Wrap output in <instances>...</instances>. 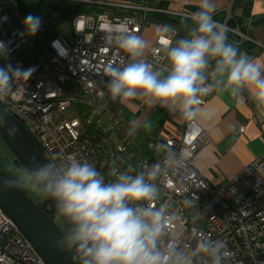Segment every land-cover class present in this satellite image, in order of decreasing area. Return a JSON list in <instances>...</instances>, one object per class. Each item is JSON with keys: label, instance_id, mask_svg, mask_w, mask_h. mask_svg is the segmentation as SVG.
<instances>
[{"label": "built area", "instance_id": "obj_1", "mask_svg": "<svg viewBox=\"0 0 264 264\" xmlns=\"http://www.w3.org/2000/svg\"><path fill=\"white\" fill-rule=\"evenodd\" d=\"M70 1L71 9L90 10L72 18L71 43L61 36L48 37L42 49H36L33 41L39 31L48 29L50 33L52 28L48 12L43 8L39 30L28 36L23 34V18L19 21L22 25L13 23L17 0H0V41L10 49L8 57L0 59V66L10 63L22 71L32 69L28 78L19 79L16 94L0 100V104L29 129L52 162L71 158L88 161L106 180L111 179L107 174L113 161L119 170L129 165L139 170L144 163H156L159 156L151 145L171 143L177 152L186 147L188 123L184 121L178 137H151L148 151L138 154L126 140L132 127L116 140L114 131L123 124L124 117L111 114L108 108L109 102L116 101L107 96L104 68L109 63L117 64L122 57L126 59L113 42L115 29L124 25L141 36V30L150 22L148 13L158 8L152 7L149 0ZM53 15L60 17L61 11L54 10ZM219 24L239 37L244 35L227 27L226 20ZM164 39L171 40L159 35L155 41H147L148 62L161 63L159 50ZM104 114L109 115L107 121ZM199 129V135L191 138V156L158 179L156 206L167 204L173 216L163 243L187 249L206 236L225 243L230 253L226 264H264V157L253 159L227 182L211 185L192 164L197 150L207 143ZM243 129L241 126L238 131ZM0 264H44L1 210Z\"/></svg>", "mask_w": 264, "mask_h": 264}, {"label": "clouds", "instance_id": "obj_2", "mask_svg": "<svg viewBox=\"0 0 264 264\" xmlns=\"http://www.w3.org/2000/svg\"><path fill=\"white\" fill-rule=\"evenodd\" d=\"M214 13L212 0H200L198 10L184 17L187 35L161 41L159 65L145 59L149 45L141 36L117 26L113 42L126 59L107 64L103 71L110 100L125 107L141 100L186 121V147L177 152L171 143L151 145L159 156L156 163L119 170L113 161L107 180L92 163L74 158L35 163L22 177L0 178L2 184L21 183L55 202L57 220L68 226L55 245L72 253L75 264H226L230 253L223 241L204 236L187 249L176 243L164 245L173 216L167 204L156 206L159 177L191 156V138L199 135L198 121L207 115L203 97L214 90L232 97L247 92L256 107L264 109V64L229 41ZM40 26L41 18L29 14L23 34L33 36ZM9 51L0 41V59ZM31 72L10 63L0 66V100L15 95L19 79Z\"/></svg>", "mask_w": 264, "mask_h": 264}, {"label": "crops", "instance_id": "obj_3", "mask_svg": "<svg viewBox=\"0 0 264 264\" xmlns=\"http://www.w3.org/2000/svg\"><path fill=\"white\" fill-rule=\"evenodd\" d=\"M199 3L200 0H149V4L158 10L148 15L152 16V12H166L185 17L189 15L185 12H190L188 10L191 8L197 11ZM212 3L215 7V21L218 18L217 12L226 11L227 17L231 9L236 15H240L242 10L246 11L245 30L241 32L244 35L240 36L236 45L241 44L242 52L264 64V0H212ZM15 10L18 13V8ZM149 20L140 33L146 42L155 41L159 35L168 36L173 41L187 35V26L176 27L174 33L170 27L171 31L165 32L163 29L166 25L154 18ZM113 105H117L118 110L115 112L109 108L111 114L124 117L123 124L114 131L116 140H121L122 135L132 127L126 140L138 154L148 151L147 143L151 137L180 135L184 120L166 108L149 107L141 100H133L126 107L118 101L113 102ZM202 108L207 115L198 121V125L207 143L197 150L192 164L211 185H220L232 179L253 159L264 157V109L257 108L247 92L240 97H232L226 92L215 90L207 95ZM107 117L108 114L103 115L106 121ZM241 126L244 129L239 132Z\"/></svg>", "mask_w": 264, "mask_h": 264}, {"label": "water", "instance_id": "obj_4", "mask_svg": "<svg viewBox=\"0 0 264 264\" xmlns=\"http://www.w3.org/2000/svg\"><path fill=\"white\" fill-rule=\"evenodd\" d=\"M0 138L26 171L35 163L51 161L29 129L1 104ZM4 177L13 179L0 166V178ZM48 199L55 208L53 218L40 208L19 183L14 187L0 183V210L12 221L43 263L75 264L72 253L62 251L55 245L68 226L63 220H57L55 202Z\"/></svg>", "mask_w": 264, "mask_h": 264}, {"label": "rangeland", "instance_id": "obj_5", "mask_svg": "<svg viewBox=\"0 0 264 264\" xmlns=\"http://www.w3.org/2000/svg\"><path fill=\"white\" fill-rule=\"evenodd\" d=\"M19 2L21 3V6H19ZM17 3H18V5H16L14 7V11L12 14L13 15L12 16L13 17V23L15 25L19 24L20 16H21V18L25 19L26 16H28L29 14H32L34 16H38L41 18V13L43 12V8L46 10V12H48L49 18H51L50 23L52 24V28L50 30V33H49L48 29H45L43 31L40 30L38 35L35 37V39L33 41V47L36 49H42L43 44L46 42L48 37L52 38L55 36H61V38L64 41H66L68 44H70L71 40H72V36H73L72 17L75 16L78 12H83V13L90 12L89 9H85V8H78V9L77 8L76 9L70 8L69 10H67L66 14L56 18L53 15L55 9H52L50 5H52V6L60 5L61 7L64 6L65 8H69L70 6L73 5V2L70 0H42V2H40L39 0H23V2H22V0H17ZM22 4H25V6L22 7ZM17 8H18V13H17V10H15ZM19 25H22V23H20ZM31 51H33V50H31ZM108 108L112 109L115 112L118 110L117 105H113V102L108 103ZM0 147H3L4 151L7 152L6 144L1 138H0ZM11 154L12 153H10V154L7 153V156H9L8 157L9 159H10ZM1 158H2V160H4L5 155H3L0 152V159ZM7 165L10 166L11 163L9 162ZM26 173L21 172L19 174V176L22 177ZM25 190L32 198H34L38 201H40L41 199H44V197H42L41 195H38L37 193L31 191L27 187H25ZM169 205L171 207L175 206V204H173V203H170Z\"/></svg>", "mask_w": 264, "mask_h": 264}, {"label": "trees", "instance_id": "obj_6", "mask_svg": "<svg viewBox=\"0 0 264 264\" xmlns=\"http://www.w3.org/2000/svg\"><path fill=\"white\" fill-rule=\"evenodd\" d=\"M39 1L42 2V0H39ZM22 2H23V0H22ZM158 2H161V0H158ZM23 6H25V4H22V7ZM50 6H51L52 9H55L56 11H59V12L61 11V15L60 16L66 14L67 10L70 9V8H65V7L62 8L60 6H52V5H50ZM74 8L78 9V7H74ZM188 11H190V12H185V13L190 14L192 12H195V9L191 8ZM151 14H152V16L150 14L148 15V17L150 19L154 18V19L158 20L159 22L163 23L164 25L170 26L171 28H173V30H176V27H177V29L179 27H181V26L186 27V24L184 22V16H182V15L176 16V15H172V14H169V13H166V12H152ZM217 14H218V18H217L216 22L218 24L222 23V22H224V20H226L227 27L244 33V30H245L244 29V25H245V20H246V16H247L246 11L242 10L240 15H236V14L232 13V9H231L230 10V14L227 16V18H226V11L225 12L224 11L217 12ZM226 30H227L226 34L228 36L229 41L234 42L235 44H237V42L241 39L239 37V35L237 33L233 32V31L229 30V29H226ZM238 47H239V49L241 51V44L238 45ZM6 148H7L6 149L7 152L4 151L3 147H0V152L3 155H5L4 160H2V158L0 159V166L13 179H16V177L21 172H25L26 173L27 171L24 169L22 164L15 158V156L10 151V149L7 147V145H6ZM7 153H9V154L12 153L10 155V159L8 158L9 156H7ZM9 162L11 163L10 166L7 165ZM17 170H19V172ZM19 184L25 189V186L23 184H21V183H19ZM35 201L38 203L40 208H42L44 210V212L49 217H51V218L54 217L55 208H54V205H53V203L51 202L50 199L44 198V199H41L40 201H38V200H35Z\"/></svg>", "mask_w": 264, "mask_h": 264}, {"label": "flooded vegetation", "instance_id": "obj_7", "mask_svg": "<svg viewBox=\"0 0 264 264\" xmlns=\"http://www.w3.org/2000/svg\"><path fill=\"white\" fill-rule=\"evenodd\" d=\"M34 199V198H33ZM36 200V199H35Z\"/></svg>", "mask_w": 264, "mask_h": 264}]
</instances>
